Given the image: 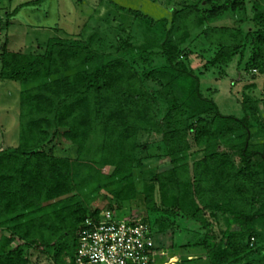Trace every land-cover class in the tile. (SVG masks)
Returning <instances> with one entry per match:
<instances>
[{"label":"trees","instance_id":"1","mask_svg":"<svg viewBox=\"0 0 264 264\" xmlns=\"http://www.w3.org/2000/svg\"><path fill=\"white\" fill-rule=\"evenodd\" d=\"M151 1L169 17L100 0L116 32L108 51L92 35L0 48V81L19 85L17 144L0 149V264H32L33 253L72 264L84 222L102 211L92 205L122 215L110 201L138 196L150 230L189 236L173 245L178 264H264V80L259 97L238 100L239 119L199 80L235 58L264 76V0ZM226 16L232 26L216 25ZM146 157L162 167L139 189Z\"/></svg>","mask_w":264,"mask_h":264},{"label":"rangeland","instance_id":"2","mask_svg":"<svg viewBox=\"0 0 264 264\" xmlns=\"http://www.w3.org/2000/svg\"><path fill=\"white\" fill-rule=\"evenodd\" d=\"M33 0H0V48L6 43L9 51H27L42 45L47 38L58 37L62 39H82L86 40L93 36L92 46L100 51H108L107 48L113 43L115 29L112 25L102 20L103 14H98L97 10L102 8L100 0H47L38 7H23L15 15L9 18L7 14L12 13L19 6ZM118 6L138 10L153 19L168 18L169 12L162 5L151 0H111ZM178 3L181 0H171ZM97 13V15H96ZM105 13V12H104ZM110 14V13H109ZM111 16V14H110ZM112 17V16H111ZM233 18L226 16L218 21L216 25H233ZM6 22L8 23L5 26ZM124 39L125 35L119 33ZM131 41H134L132 38ZM139 39L136 40V43ZM192 56V66L201 67L197 52ZM238 65V58H235L225 69L224 74L220 75L217 70L201 69L199 75L200 88L204 96L210 97L218 107L221 115L241 118L240 101L243 94L251 97H259L262 92L264 76L254 77L255 73L244 72L243 63ZM18 92L19 85L14 82L0 81V149L5 147H14L17 144V115H18ZM259 113L264 121V101L259 105ZM158 157H146L143 160L144 170L138 174V185L141 187V178L148 179V174L156 170L158 166L162 167V161ZM103 194V193H102ZM106 200H99L92 205L93 208L104 210ZM110 204L121 207L120 211L124 214L135 212L136 216L146 218L142 197L138 196L135 200L120 204L111 200ZM120 217L121 214H116ZM174 231L171 229L170 232ZM155 246L163 254L162 258H174V255L180 254L179 248L173 245H184L189 236L182 237L178 232L155 233L151 230ZM32 264H48L47 260L33 253L30 257ZM178 261L173 259L172 262Z\"/></svg>","mask_w":264,"mask_h":264},{"label":"built area","instance_id":"3","mask_svg":"<svg viewBox=\"0 0 264 264\" xmlns=\"http://www.w3.org/2000/svg\"><path fill=\"white\" fill-rule=\"evenodd\" d=\"M116 214L103 210L96 220L84 222L72 264H177L162 258L144 217Z\"/></svg>","mask_w":264,"mask_h":264},{"label":"crops","instance_id":"4","mask_svg":"<svg viewBox=\"0 0 264 264\" xmlns=\"http://www.w3.org/2000/svg\"><path fill=\"white\" fill-rule=\"evenodd\" d=\"M174 258L177 259V256L174 255ZM174 258H173V259H174ZM177 264H178V261H177Z\"/></svg>","mask_w":264,"mask_h":264}]
</instances>
